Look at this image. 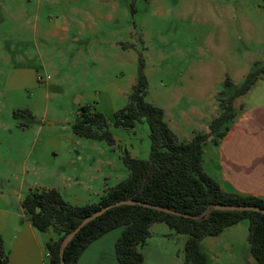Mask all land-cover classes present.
<instances>
[{
    "label": "rangeland",
    "instance_id": "374dc122",
    "mask_svg": "<svg viewBox=\"0 0 264 264\" xmlns=\"http://www.w3.org/2000/svg\"><path fill=\"white\" fill-rule=\"evenodd\" d=\"M225 1L0 0V214L12 221L10 214L32 188L28 181L42 175L50 181L44 172L69 150L89 153V162L105 152L113 161L110 184L120 181L118 173L128 175L121 146L72 132L81 105L95 106L108 118L114 138L135 157L148 158L145 122L128 129L112 125L114 111L127 103L140 56L148 80L146 100L165 111L184 104L189 113L179 117L186 120L180 123L184 132L192 125L186 123L188 116L211 106L226 72L240 83L251 63L238 49L258 48L264 41L257 9L264 0ZM215 105L218 114L217 100ZM18 109L31 115L16 117ZM40 149L47 156L43 171L23 169L27 154L30 167ZM52 152L60 154L56 158ZM73 192L84 193L78 186ZM153 224L140 246L141 264H182L187 235L163 222ZM6 230L0 217V238ZM119 233L120 228L113 229L91 243L80 264H121L114 254ZM247 233L248 223L242 221L204 237L207 264H254Z\"/></svg>",
    "mask_w": 264,
    "mask_h": 264
},
{
    "label": "trees",
    "instance_id": "16d2710c",
    "mask_svg": "<svg viewBox=\"0 0 264 264\" xmlns=\"http://www.w3.org/2000/svg\"><path fill=\"white\" fill-rule=\"evenodd\" d=\"M263 76L264 61L254 62L238 84L226 75L222 88L216 94L219 112L209 121V131L195 132L190 140L181 141L168 126L164 110L145 98L148 80L140 56L127 103L114 111L112 125L128 129L145 122L149 128V156L141 159L126 152L122 160L128 168V175L104 189L94 202L69 203L55 188L30 189L25 194L20 207L26 219L39 231L51 230L55 234L45 243L46 264H60L62 238L85 216L127 199L161 206L170 212L139 204L109 207L74 234L64 248V264H77L80 255L93 241L116 228H120L114 241L116 260L121 264H141L143 254L140 246L150 236V228L156 222H163L174 232L187 235L182 264H207L201 240L206 236H216L224 228L242 221L248 223L247 242L254 264H264V213L212 207L219 203L264 208V199L223 191L201 164L206 140L210 138L214 144L219 143L235 117V99L245 94ZM23 114L31 115L27 109L13 112L16 117ZM71 130L80 137L103 140L108 145L115 143L108 118L91 104L78 108ZM7 263L8 254L0 238V264Z\"/></svg>",
    "mask_w": 264,
    "mask_h": 264
},
{
    "label": "crops",
    "instance_id": "0c3cea01",
    "mask_svg": "<svg viewBox=\"0 0 264 264\" xmlns=\"http://www.w3.org/2000/svg\"><path fill=\"white\" fill-rule=\"evenodd\" d=\"M225 2L228 3L231 0ZM257 9L262 14L264 24V6L260 5ZM259 44L258 48L251 46V48L238 49L239 55L248 53L250 66L256 61H264V41L260 40ZM227 74L229 75L226 72ZM215 94L210 107L196 116H188L190 120L186 123L192 125H189L185 132L182 131L183 127L181 128L180 123L186 120L179 117L189 115L188 108L184 104H179L177 109H168V111L163 109L168 126L179 140H190L194 132H208L209 121L217 115ZM234 107L235 117L227 134L218 144H214L210 138L204 143L202 168L218 182L223 191L240 195H254L264 199V76L245 94L235 99ZM177 111H179L178 114ZM114 139V144L117 143L130 156L135 157V152L132 153L127 150V144L122 143L121 139ZM37 142L35 138L32 144L35 145ZM42 143L43 141L39 142V145L41 146ZM59 154L52 152V156L55 155L56 158ZM66 154L60 156L56 167L44 172L51 178L50 181L45 177L43 178V175L32 181L29 180L28 183L32 185L30 189L55 188L67 202L84 204L96 201L104 189L117 183L110 184L108 182L109 176L113 175L111 171L113 161L109 156H106L105 152L95 157L93 162H89L91 155L87 152L69 150ZM122 154L119 155L120 158ZM30 156L27 154L26 159L23 160V169L34 170L36 168L43 171V162H46L45 159L47 158L46 155H43V150L40 149L34 155L30 167H27ZM116 177L119 178L116 181H119L126 176H122L121 172ZM73 186H78L84 193H74ZM63 190H70L68 197L62 194ZM10 215L13 216L11 217L12 221L3 212L0 214L7 229L6 234L1 236L4 246H7V264H46L45 243L55 234L49 230L47 231L48 234L44 235V232L35 228L26 219L21 207ZM87 248L80 255L77 264H80Z\"/></svg>",
    "mask_w": 264,
    "mask_h": 264
},
{
    "label": "water",
    "instance_id": "95a60500",
    "mask_svg": "<svg viewBox=\"0 0 264 264\" xmlns=\"http://www.w3.org/2000/svg\"><path fill=\"white\" fill-rule=\"evenodd\" d=\"M121 204H139V205H143V206H148L151 208H155L158 210H163V211H167L170 212L169 209L161 207V206H157V205H153V204H149L146 202H141V201H136V200H131V199H127V200H119L113 204H110L106 207H102L101 209L85 216L80 222L79 224L73 229L71 230L67 235H65L62 238V241L60 243V248H59V256H60V264H64V258H63V251L65 246L68 244V242L72 239V237L74 236V234L84 225L86 224L88 221H90L91 219H93L94 217L98 216L99 214H101L103 211H105L107 208L115 206V205H121ZM214 209H218V210H252V211H259L264 213V208L258 207L256 205H241V204H214L212 206Z\"/></svg>",
    "mask_w": 264,
    "mask_h": 264
}]
</instances>
